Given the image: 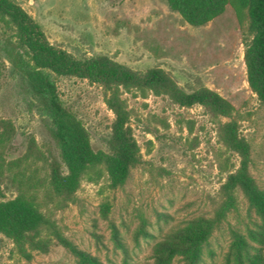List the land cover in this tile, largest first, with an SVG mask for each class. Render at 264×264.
I'll use <instances>...</instances> for the list:
<instances>
[{"label":"rangeland","instance_id":"374dc122","mask_svg":"<svg viewBox=\"0 0 264 264\" xmlns=\"http://www.w3.org/2000/svg\"><path fill=\"white\" fill-rule=\"evenodd\" d=\"M41 28L54 47L74 61L104 58L108 63L145 73L161 68L186 92L208 88L235 108L232 120L249 143L250 173L264 190V104L251 89L245 63L248 20L241 23L232 5L206 26L187 24L166 0H10ZM25 72H46L54 82L66 117H56L49 100L36 98ZM129 126L142 163L123 187L112 189L97 170L84 178L67 203L42 205L50 240L46 251L23 257L14 241L0 233V264H81L75 250L100 264H151L155 246L188 221L211 217L222 202V187L240 167V157L220 141V123L204 107H182L152 91H123ZM14 123L8 160L24 156L35 140L48 163L62 162L60 122L82 133L95 151L113 152L116 116L102 87L77 77L39 69L17 37L12 20L0 12V120ZM60 121V122H59ZM65 136V135H64ZM44 161L40 165H44ZM48 163L46 166L48 167ZM14 184L0 178V201L16 197ZM236 205L203 246L201 264H234V231L253 241L262 220L241 189ZM256 252V251H254ZM173 264H183L178 257Z\"/></svg>","mask_w":264,"mask_h":264},{"label":"trees","instance_id":"16d2710c","mask_svg":"<svg viewBox=\"0 0 264 264\" xmlns=\"http://www.w3.org/2000/svg\"><path fill=\"white\" fill-rule=\"evenodd\" d=\"M166 1L174 12L194 27L206 26L223 15L229 4L241 23L248 20L249 37L245 50L248 82L264 104V0ZM0 12L15 24L17 37L32 53L37 68L88 80L102 87L106 103L116 116L113 130L118 148L113 152L95 151L82 133L67 129L60 122L66 115L49 75L43 71H22L18 68L17 60L13 59L17 72L28 81L35 97L49 100L50 107L60 120L59 130L63 136L62 162L56 158L50 163L44 161V155L34 139L30 141L24 156L8 160L6 149L13 139L15 126L11 120H0V178L9 179L17 191L14 199L0 201V233L14 241L23 257L31 259L33 252L49 248L50 240L44 235L48 220L42 205L56 201L67 203L84 178L97 170H103L108 175L110 188L123 187L132 169L141 165V151L131 133L130 113L122 99L124 90L152 91L158 96H169L182 107L200 105L217 118L230 119L220 123L218 136L221 143L241 159L237 172L222 187V202L213 215L194 218L168 234L155 246L151 264H173L178 257L182 258L183 264H201L203 246L235 208L237 189L244 192L250 209L262 220L260 230L251 231L250 237L255 242L264 243V190L259 188L250 173V145L240 135L238 122L232 120L235 108L227 99L208 88L186 92L161 68L136 73L112 65L104 58L74 61L69 53L50 44L39 25L19 5L10 0H0ZM41 161H44L43 166L40 165ZM233 238L231 259L234 264H264V253L255 248L241 232L234 231ZM75 253L81 264H100L84 251L75 250Z\"/></svg>","mask_w":264,"mask_h":264}]
</instances>
